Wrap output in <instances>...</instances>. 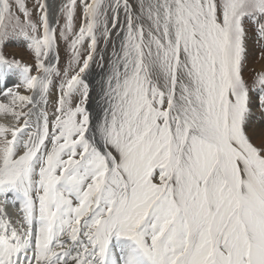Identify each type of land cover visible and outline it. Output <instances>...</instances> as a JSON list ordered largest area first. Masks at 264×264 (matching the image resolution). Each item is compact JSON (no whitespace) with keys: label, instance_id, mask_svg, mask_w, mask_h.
I'll list each match as a JSON object with an SVG mask.
<instances>
[{"label":"snow or ice","instance_id":"6c2138e0","mask_svg":"<svg viewBox=\"0 0 264 264\" xmlns=\"http://www.w3.org/2000/svg\"><path fill=\"white\" fill-rule=\"evenodd\" d=\"M249 26L264 0H0V264H264Z\"/></svg>","mask_w":264,"mask_h":264},{"label":"rangeland","instance_id":"374dc122","mask_svg":"<svg viewBox=\"0 0 264 264\" xmlns=\"http://www.w3.org/2000/svg\"><path fill=\"white\" fill-rule=\"evenodd\" d=\"M32 3L33 0H28L29 8H31ZM247 47L248 54L245 60L243 74L245 79L251 82L255 75L264 72V68L261 66L264 61V40L259 39L258 35L252 31L251 26H249L248 31ZM4 53L9 58L15 56V58L21 59L23 62H32L33 54L31 53L30 49H28L27 41L23 37L14 38L10 45L4 49ZM60 56V66L63 68L67 63V57L63 43H61ZM33 74H35V72H33ZM54 91L55 89H53V92Z\"/></svg>","mask_w":264,"mask_h":264},{"label":"bare ground","instance_id":"6f19581e","mask_svg":"<svg viewBox=\"0 0 264 264\" xmlns=\"http://www.w3.org/2000/svg\"><path fill=\"white\" fill-rule=\"evenodd\" d=\"M261 66L264 68V61L261 64ZM18 81H19L18 75H14L10 80L7 81V86L12 87L14 82H18ZM4 86H5V82L0 81V89L4 88ZM20 92L23 95H31V93L25 91L23 88L20 89ZM9 101H10V98L5 96L2 92H0V103L8 104ZM259 121H260L259 113H257V115L253 121V123L256 125L257 136L259 135V132H260ZM0 123L10 125V124H13L15 122L10 116H5L3 113H0ZM254 142L259 143V139L254 137ZM17 207H18L17 205H14V203L11 200H9V204L6 208V211H7L8 215L11 216V218H13V219H15Z\"/></svg>","mask_w":264,"mask_h":264}]
</instances>
